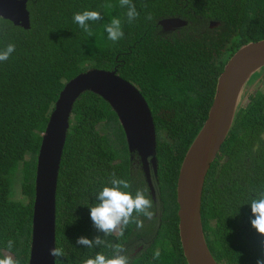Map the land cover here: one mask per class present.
Instances as JSON below:
<instances>
[{"label":"trees","instance_id":"obj_1","mask_svg":"<svg viewBox=\"0 0 264 264\" xmlns=\"http://www.w3.org/2000/svg\"><path fill=\"white\" fill-rule=\"evenodd\" d=\"M111 3L112 9L102 5ZM139 17L127 22L119 0H25L29 28L0 18V50H16L0 62V259L27 264L33 180L41 134L58 93L67 81L89 69L111 71L133 85L150 111L156 134L157 216L144 227L130 224L121 243L128 255L143 237V250L130 264H186L177 231L175 186L180 163L200 130L225 62L242 45L264 39V0H132ZM146 5V7H145ZM84 10L101 12L93 36L73 22ZM151 13L152 20L146 14ZM122 21L124 37L107 39L103 25ZM178 18L177 34L159 33L157 24ZM210 21L218 25L208 28ZM163 117V118H162ZM108 126L100 134L97 127ZM105 129V128H104ZM264 67L244 83L229 131L204 178L200 223L204 243L216 264H256L261 237L250 224V200L264 190ZM121 128L98 96L82 93L73 103L55 189L54 247L64 257L54 264H83L97 251L76 244L103 234L92 226L89 206L110 175L126 179L132 191L145 189L129 170ZM18 175V188L14 178ZM147 222V223H146ZM11 239L13 247H7ZM159 250L160 258L153 259ZM56 260V261H55Z\"/></svg>","mask_w":264,"mask_h":264},{"label":"water","instance_id":"obj_2","mask_svg":"<svg viewBox=\"0 0 264 264\" xmlns=\"http://www.w3.org/2000/svg\"><path fill=\"white\" fill-rule=\"evenodd\" d=\"M0 18L28 29L25 0H0ZM157 24L164 33L173 28H182L185 22L178 18H165ZM217 25V22L210 21L208 28ZM262 67L264 39L242 45L230 56L216 79L206 119L180 163L175 201L178 238L186 264H216L204 243L200 223L204 178L229 131L244 83ZM84 92L98 96L114 113L125 136L127 150L139 157L146 183L153 194L146 159L151 157L149 164L155 175L156 137L143 97L133 85L117 76L115 70L89 69L77 74L58 93L41 134L34 170L27 264H54L49 250L54 247V198L58 167L72 105Z\"/></svg>","mask_w":264,"mask_h":264},{"label":"clouds","instance_id":"obj_3","mask_svg":"<svg viewBox=\"0 0 264 264\" xmlns=\"http://www.w3.org/2000/svg\"><path fill=\"white\" fill-rule=\"evenodd\" d=\"M119 5L127 9L128 23H132L139 17V12L132 0H119ZM102 7L112 9L114 5L105 3ZM145 18L149 21L152 20L151 13L146 14ZM102 19L101 12L95 10H84L73 14V22L87 36L94 35L91 24ZM103 29L107 33V39L112 42H117L124 37L122 21L118 17H113L109 23L104 24ZM15 50V44H7L4 49L0 50V62H6ZM131 189L132 184L128 180L118 178L115 173H112L108 183L96 193V202L89 206V216L92 226L97 232L103 234V238L99 235L92 239L79 236L76 239V244L88 249L101 246L108 247L112 254L109 256L97 251L94 256L85 259L83 264H130V258L125 254L126 249L123 244L109 242L106 238L116 234L117 239H120L130 224H134L136 229L144 227V221L141 217L148 220L154 218L153 200L146 194V190L137 188L133 192ZM248 204L251 210L250 224L257 234L264 237V190L253 196ZM13 243L9 239L7 247L11 249ZM49 254L56 260L65 255L64 250L60 247L51 248ZM159 258L160 251L156 250L153 253V259L158 260ZM0 264H14V261L11 258L0 259ZM256 264H264V240L261 241V255Z\"/></svg>","mask_w":264,"mask_h":264},{"label":"flooded vegetation","instance_id":"obj_4","mask_svg":"<svg viewBox=\"0 0 264 264\" xmlns=\"http://www.w3.org/2000/svg\"><path fill=\"white\" fill-rule=\"evenodd\" d=\"M178 30L179 29L173 28V29H170L169 31L163 33V32H161V29H160L159 33L163 34L165 36H170L172 34H177ZM116 120H117V118H116ZM118 125H119V123H118ZM119 127H120V125H119ZM121 132L123 134L122 129H121ZM262 136H264V134H262ZM123 137H124V141H125L124 134H123ZM155 137H156V134H155ZM125 146H126V152L128 154V165H129L128 169L129 170H137L139 172V175H140L139 177L143 181V184H144V186L146 188V194L149 196L150 199L153 200V204L156 205V208H157V206L159 205L158 204V193H157V180H156V177H155L156 174L154 175L152 167L149 164V161L151 160V157H148L146 159V161L148 163V165H147V173L149 175L150 186L153 189V194L150 193L149 186L146 183V180H145V177H144V174H143V170H142V165H141L139 157L137 156V154L135 152H132V153L128 152L126 141H125ZM154 158H155V161H156V168H157L156 148H155ZM175 203H176V201H175ZM154 213H155L154 217H156L157 216V212H154ZM143 245H145V241L143 240V237H140L138 239V244H136L134 247H132L131 252L128 254L129 258H132V257L136 256L138 253H140L143 250Z\"/></svg>","mask_w":264,"mask_h":264},{"label":"rangeland","instance_id":"obj_5","mask_svg":"<svg viewBox=\"0 0 264 264\" xmlns=\"http://www.w3.org/2000/svg\"><path fill=\"white\" fill-rule=\"evenodd\" d=\"M163 118V117H162ZM105 128V129H104ZM104 128H102V127H97V130H98V132L100 133V134H107V135H109L110 136V138H112V133L110 134L109 133V129H108V126H106V127H104ZM14 187L17 189L18 188V181H19V179H18V175L14 178Z\"/></svg>","mask_w":264,"mask_h":264}]
</instances>
